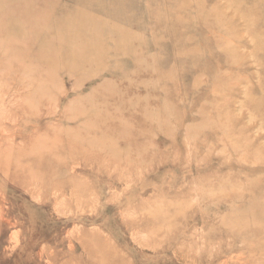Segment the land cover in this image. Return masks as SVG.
Wrapping results in <instances>:
<instances>
[{
    "label": "rangeland",
    "instance_id": "obj_1",
    "mask_svg": "<svg viewBox=\"0 0 264 264\" xmlns=\"http://www.w3.org/2000/svg\"><path fill=\"white\" fill-rule=\"evenodd\" d=\"M0 264H264V0H0Z\"/></svg>",
    "mask_w": 264,
    "mask_h": 264
}]
</instances>
